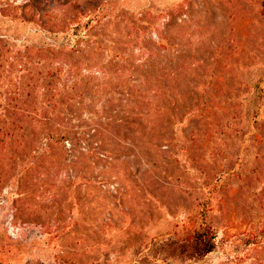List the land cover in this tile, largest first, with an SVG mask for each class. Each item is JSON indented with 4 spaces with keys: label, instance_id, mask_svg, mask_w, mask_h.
<instances>
[{
    "label": "rangeland",
    "instance_id": "rangeland-1",
    "mask_svg": "<svg viewBox=\"0 0 264 264\" xmlns=\"http://www.w3.org/2000/svg\"><path fill=\"white\" fill-rule=\"evenodd\" d=\"M261 2L0 0V264H264V125L229 127L264 69ZM206 192L216 249L154 256Z\"/></svg>",
    "mask_w": 264,
    "mask_h": 264
},
{
    "label": "trees",
    "instance_id": "trees-1",
    "mask_svg": "<svg viewBox=\"0 0 264 264\" xmlns=\"http://www.w3.org/2000/svg\"><path fill=\"white\" fill-rule=\"evenodd\" d=\"M261 4L262 7L260 13L262 18H264V0H262ZM107 6L108 5L106 3H103L98 8L93 10L90 14L91 17L84 22L85 28H89L90 26L97 24L102 17L107 14ZM75 33L77 34V31ZM213 64L215 66V59H213ZM261 64L262 63L260 62L254 64L248 63L244 66V69L248 70L247 84L250 87L249 97L245 103V112H243L242 109L239 110L237 114L233 116L229 126H233L235 134L241 139L240 142L245 141V134L252 131V127H256L259 130L262 125H264V117L260 118L261 111L264 106V69ZM259 72H261L260 75ZM212 76H214V74H211V78H213ZM203 84L202 88L199 89V100L207 107L210 106V96L205 83ZM168 115L170 116L169 118H173V123L171 121V125H174L179 121V114L177 115L175 107L172 106L169 109ZM175 117H178V119L175 120ZM146 124L150 125L151 123L148 120L146 121ZM254 137L256 139L258 137L257 134ZM61 139L66 143L70 140V142H73V135L71 132H68L63 134ZM175 142H177L176 137L171 135L170 143ZM236 174L237 171L231 173V176H235ZM211 198V193L206 192V194H203L200 199H198L197 210H195V214L190 223H178L175 227L170 229L168 228L163 233H160L162 234L161 238L153 243V255L167 260L172 259L185 261L200 260L206 255L212 253L217 247L218 235L213 225V220L210 218V214L212 212ZM241 236H243L242 238L246 244L256 243L258 241L256 234L253 232H246ZM153 239L154 236L150 238V240Z\"/></svg>",
    "mask_w": 264,
    "mask_h": 264
}]
</instances>
